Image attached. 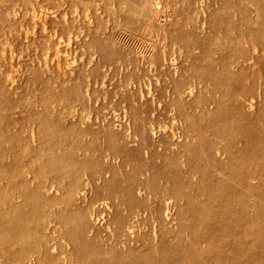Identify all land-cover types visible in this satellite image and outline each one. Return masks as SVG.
<instances>
[{
    "label": "bare ground",
    "instance_id": "6f19581e",
    "mask_svg": "<svg viewBox=\"0 0 264 264\" xmlns=\"http://www.w3.org/2000/svg\"><path fill=\"white\" fill-rule=\"evenodd\" d=\"M54 1L56 0H0V37L3 40L1 51L4 47L8 52L13 43H18L19 40H26L18 45L21 50L27 49V43L32 41L29 34L37 32L35 27L30 30L25 28V17L30 15L34 19L43 18L48 14L49 4L53 5ZM115 1L120 0L112 2L115 4ZM129 1L131 7L128 10L122 8L120 11V7L113 4L115 10L111 9L110 13L121 15L126 24L132 25L141 17V13L134 0ZM241 1L239 0L240 4L236 8L245 12V6L239 9L242 7ZM75 2L80 6H87L94 0ZM224 4L225 2L223 7ZM32 8L36 10L31 11ZM249 9L256 13L254 22L258 27L253 30L255 35L250 37L257 54L250 59L253 66L259 67L260 79L264 77V48L258 50L256 47L264 38V0H250ZM221 10L225 12L224 8ZM151 19L149 23H153ZM247 21L245 16L243 21L235 22L239 28L243 27V31L238 30V34L244 40L249 37L250 26H247ZM228 22L222 23L223 28H231V22ZM232 28L235 26L232 25ZM41 32L50 35L54 31L46 21ZM70 40L71 38L68 42ZM216 40H220L219 36L215 42ZM23 44L24 47L21 46ZM93 44L91 46L96 45L103 59H111L112 56L101 42L95 40ZM200 48L203 54L209 50L206 45H201ZM234 53L230 55L235 59ZM221 54L223 56L224 53ZM243 56L241 61L236 59L238 62L235 64H241V67L238 65L240 70L235 75L220 77L225 85L221 84L218 76L209 77V80L217 83L215 90L221 95V100L230 103L232 107V112L227 116V125L212 127L215 139L225 137L228 143L220 146V142L207 141L201 150L202 156H205L203 158L199 153H193L192 146L186 145L187 143L171 144L176 147V152L171 153L170 150L173 159L170 158L164 170L155 167L153 163H148L147 166L139 164L136 168L135 164V175H126L124 181L117 180V174L111 166L99 163V160L104 161V158L110 156L98 153L91 138L87 143H83L79 136L69 139L71 133L68 132L72 128L70 124L68 128L57 117H52L53 111L48 107L56 98L63 100L66 97L62 111L56 113L58 116L64 115L74 105L72 102L82 101L79 84L74 85L69 94L55 91L52 97L54 100H45L42 104V108H46L44 111L33 109L29 112L27 119L32 121V128L30 133H21L23 130L21 131L20 122L17 118H12L11 112L12 105L16 103L11 96L17 92L13 95L10 92L16 86H13L14 77L22 63L18 58L8 61L7 74L0 69V123L1 110L9 114L4 116L5 127L0 126V264H190L189 252L184 250L182 239L178 237V226L181 231L188 229L190 236L198 228L199 235L191 243L200 256L199 264H264V208L258 202L264 201V185H254L256 181L257 184L264 183L261 168L264 166V137H260V130L254 124L262 119L264 121V95L249 96L246 91L250 89L245 88L242 83L238 84L237 80L247 78L245 68L250 67L243 64ZM27 66L28 64L24 65L25 70H29ZM235 81V87L230 89ZM256 102L260 104L259 108L255 107L258 109L254 115H249L247 110L254 109ZM242 106L246 107L248 114L242 110ZM178 109L181 115L192 119L191 127L196 126L198 117L190 115L183 105ZM70 110L69 114L74 119L75 111ZM27 112L24 114H28ZM221 120H225V116L218 119ZM200 121L197 122L201 123ZM107 140L113 157L118 156L121 150L117 141L109 135ZM240 142L242 150L239 151L242 153L236 151V154H229L235 144ZM227 155L230 160L225 162ZM94 157L98 159V165L91 159ZM165 157L159 154L155 156L157 160ZM190 160L194 163L188 165L186 162ZM217 160L223 161V164ZM184 162L186 166L184 165L182 175L179 168H183L181 164ZM196 174L197 182L202 185H197L194 191L205 198L201 203L193 195L191 185H188L189 181L192 184ZM108 176L109 180H104ZM228 176L233 181L232 186H239L238 189L221 185ZM233 198H238L237 203H233ZM251 210H255L256 217H253ZM187 215H191V221H187ZM254 225L257 229L253 228ZM148 226H151L147 230L148 234L143 233L142 230ZM200 239L206 244L204 249H199ZM218 239L224 243L222 246L216 244ZM169 240L172 242L168 243ZM223 248H227L226 254ZM174 257H180L179 261L173 262Z\"/></svg>",
    "mask_w": 264,
    "mask_h": 264
},
{
    "label": "rangeland",
    "instance_id": "374dc122",
    "mask_svg": "<svg viewBox=\"0 0 264 264\" xmlns=\"http://www.w3.org/2000/svg\"><path fill=\"white\" fill-rule=\"evenodd\" d=\"M75 1H54L53 5L49 4V11L46 12L48 14L43 18L34 19L30 15L26 16L25 28L30 30L35 27V32H37L34 35L29 34L32 41L27 43V46L29 45L27 49H20L18 44L26 42V40H19L18 43H13L8 52L4 47L1 51L3 40L0 37L1 72L4 70L3 73L7 74L8 61L18 58L21 59L22 63L14 77L13 86H16L10 92L12 95L17 92L11 96L16 101L11 107V112L12 118H17V121L20 122L21 131L23 130L21 133H30L29 130L32 128V121L28 120L29 116H27L29 112H32L33 109H35L34 111L41 109L44 111L46 108H42V104L45 100L52 102L55 91L60 90L64 94H69L73 86L79 84L82 101L72 102L74 105L70 108L75 111L74 119L69 114L70 109L64 115L58 116L56 114L62 111L66 97L63 99L64 101L56 98L49 105L48 108L53 111L52 117H57L58 121L68 128L70 124L72 128L68 132L71 133L69 139L79 136V139H83V141L81 140L83 143H87L91 138L98 153L110 156L104 158V161L99 160V163L104 166H111L117 174V180L124 181L127 176L133 177L135 175L133 172L135 164L136 168L139 164L153 163L155 167L164 170L166 164L173 159L171 153L176 152V147L171 144L184 145L187 143L186 145L192 146L193 153H199L202 156L201 150L207 141L220 142V146L228 143V139L225 137L216 140L212 127L227 125V116L232 112V107L230 103L221 100V95L215 90L217 83L209 80V77L218 76L222 80L220 78L222 75L224 77L235 75L241 67V64H238L240 67L235 64L238 62L237 58L241 61L245 54L243 64L247 67L250 65L249 69L245 68L247 78L242 81L237 80L238 84L242 83L245 88L250 89V91H246L249 96L264 95V77L259 79V67L253 66L250 59L256 57L257 54L250 37L255 35L253 30L258 28L254 22L256 13L252 9L248 10L250 0L248 3L242 0V7H239L240 9L245 6L247 14L237 10L236 7L240 4L239 0H134L135 6L138 10L140 9L141 17L132 25L126 24L121 15L110 13L111 9H114V5L120 7L118 8L120 11L122 8L128 10L131 7L129 0L115 1V4L112 2L113 0H94L87 6H80ZM224 2L225 6L223 7ZM222 7L225 12H222ZM34 10L36 8L31 9V11ZM242 12L245 13L248 20L247 26H250L247 35L249 37H246L248 39L245 38V40L240 38L238 34L239 31H243V27L239 28L238 24L235 23L236 21H243L245 18ZM150 19L153 20V23H149ZM46 21L50 23L52 32L54 31L53 34L41 32ZM224 21L231 22L229 24L231 30L223 28L222 23ZM248 23L250 24L248 25ZM232 25L235 26V30ZM217 36L220 40H216V43ZM92 37L94 39H91ZM70 38L71 40L68 42ZM95 40L101 42L103 48L112 56L110 60L103 59L101 53L97 51L96 45L91 46L94 45ZM236 40L239 42L236 43ZM232 41L235 43H231ZM201 45L203 47L206 45L209 48L207 53L203 54ZM260 45L256 47L258 50L264 48V38L261 39ZM21 46L24 47V44ZM217 53L218 55H216ZM221 53H224L223 56ZM230 53L235 54H233L235 59ZM247 53L249 56H246ZM26 64H28L29 70H25L24 65ZM202 70H205L206 73H203ZM3 73L1 76L4 75ZM221 80L219 81L222 84L223 80ZM178 81L180 82L178 83ZM177 83L178 86L176 87ZM235 83L236 81L231 84L230 89L235 87ZM177 94H180V97ZM29 100L33 101L29 102ZM182 105L190 115L198 117L197 121L201 120V123L196 121V126L191 127L192 119L179 113L178 108ZM259 105L256 102L252 110H247L245 106H242V110L245 113L248 111L249 115H254ZM250 111H254L253 114ZM25 112L28 114H24ZM224 113L225 115H223ZM7 115H9L7 111L1 110V127H5L6 118L4 116L7 117ZM224 116L225 120L218 121ZM254 124L260 130V137H264L263 119ZM107 135L113 137L118 143L121 151L116 156L117 158L112 155ZM241 144V142L235 144L234 150L231 149L229 154H236V151L242 153L239 151L242 150ZM158 154L166 157L163 160H157L155 156ZM203 157L205 156L203 155L201 158ZM228 158L227 155L225 162ZM91 159L96 162L95 165H98L96 157ZM177 161L178 164L181 163L179 159ZM186 163L190 165L194 162L190 160ZM181 165L183 168H179V172L183 175L185 162ZM261 168L264 172V166ZM197 177L196 174L192 179V184L189 181L188 185H191L193 195L201 203L205 198L198 196L194 191L197 185H202V183L197 182ZM104 180H109V176ZM255 183L257 184V181ZM232 184L233 181L230 176L221 183L225 187L232 186ZM256 184L254 185L257 187L264 185L260 182ZM232 187L238 189L239 186ZM232 201L237 203L238 198H233ZM258 202H261V206L264 208V201ZM251 214L256 217L257 213L255 210H251ZM185 218L187 221L192 220L191 215H187ZM150 227H145L142 232L148 234ZM253 228L257 229V226L254 225ZM178 231H180L178 237L182 239V247L189 252L190 264H199L200 256L196 247L191 243L192 239L199 235L198 228L192 232L191 236L188 229L181 231L178 226ZM171 242L172 240L168 241V243ZM216 244L222 246L224 243L218 239ZM205 245L202 240L199 249L200 247L204 249ZM223 249L225 250L224 254H226L227 248ZM194 251L196 253H192ZM179 258L174 257L173 262H178ZM208 260L212 262V259Z\"/></svg>",
    "mask_w": 264,
    "mask_h": 264
}]
</instances>
